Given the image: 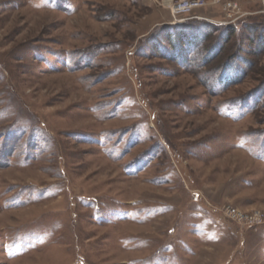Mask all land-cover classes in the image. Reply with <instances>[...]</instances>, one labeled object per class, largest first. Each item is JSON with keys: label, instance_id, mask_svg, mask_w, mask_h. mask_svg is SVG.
Here are the masks:
<instances>
[{"label": "rangeland", "instance_id": "1", "mask_svg": "<svg viewBox=\"0 0 264 264\" xmlns=\"http://www.w3.org/2000/svg\"><path fill=\"white\" fill-rule=\"evenodd\" d=\"M206 2L0 0V264H264V0Z\"/></svg>", "mask_w": 264, "mask_h": 264}, {"label": "built area", "instance_id": "2", "mask_svg": "<svg viewBox=\"0 0 264 264\" xmlns=\"http://www.w3.org/2000/svg\"><path fill=\"white\" fill-rule=\"evenodd\" d=\"M213 2L216 4H221L224 2V0H213ZM207 4L208 3L206 2V0H173L172 9H173V15L175 16L174 23L177 22V24H180L182 22H186L187 20H189L188 17L192 16V13L195 10L206 6ZM225 7L230 13L229 21L232 22V24H235L237 21H239L242 18L240 15V7L237 2L234 1L225 2ZM262 13H264V8L262 10ZM196 19H202V18L197 17ZM231 212L232 215L235 217L241 216L236 209H232Z\"/></svg>", "mask_w": 264, "mask_h": 264}, {"label": "trees", "instance_id": "3", "mask_svg": "<svg viewBox=\"0 0 264 264\" xmlns=\"http://www.w3.org/2000/svg\"><path fill=\"white\" fill-rule=\"evenodd\" d=\"M258 29V28H257ZM239 31H241V30H239ZM259 32V33H261L260 35H261V37L260 38H262L263 40H261V39H259L258 40V42H260V45L259 46H262L263 48H264V28L263 29H261V30H255L254 28L253 29H251V32ZM235 33V32H234ZM248 36H249V40H250V42H253V40H255V39H253L254 38V36H253V33H251V34H248ZM254 43V42H253ZM253 50V49H252ZM220 51V50H219ZM219 51H216V53L215 54H213L212 56H211V59L213 60L217 55H219ZM262 51H264V50H262ZM231 58H233L234 60L233 61H237L238 63H240V64H244V63H247V62H249V60H247L245 57H243L242 55H232V57L230 56L229 58H227L226 60H230ZM212 60H209L208 62H207V64L208 63H210ZM230 62V61H229ZM228 62V63H229ZM205 64H206V62H205ZM239 64V65H240ZM250 66V65H249ZM252 66V65H251ZM250 68V67H249ZM248 68V69H249ZM223 69V68H222ZM224 70H225V68H224ZM208 71V70H207ZM227 71V69L225 70V72ZM241 71V73H242V76H241V78L246 74V71H244V69H243V71L242 70H240ZM219 73V72H218ZM221 73V72H220ZM223 76V75H222ZM223 78H225V77H223ZM240 78V76H239V74L237 73V75H235L234 76V78H232L231 77V79H233L232 81H231V83H235L236 81L238 82V79ZM222 79V78H221ZM233 81H235V82H233ZM236 82V83H237Z\"/></svg>", "mask_w": 264, "mask_h": 264}, {"label": "bare ground", "instance_id": "4", "mask_svg": "<svg viewBox=\"0 0 264 264\" xmlns=\"http://www.w3.org/2000/svg\"><path fill=\"white\" fill-rule=\"evenodd\" d=\"M165 1H166V3L169 4V3H172L173 0H165Z\"/></svg>", "mask_w": 264, "mask_h": 264}]
</instances>
